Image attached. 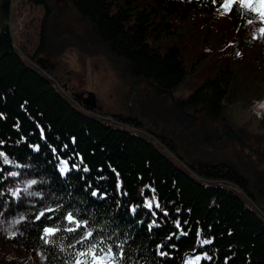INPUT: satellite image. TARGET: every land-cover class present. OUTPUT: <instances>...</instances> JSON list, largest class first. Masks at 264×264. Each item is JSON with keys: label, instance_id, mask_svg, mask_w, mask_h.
<instances>
[{"label": "trees", "instance_id": "trees-1", "mask_svg": "<svg viewBox=\"0 0 264 264\" xmlns=\"http://www.w3.org/2000/svg\"><path fill=\"white\" fill-rule=\"evenodd\" d=\"M48 1L27 0L53 16L30 53L10 30L14 0H0V211L23 216L13 240L44 264H264V172L245 177L225 156L228 138L217 139L233 107L252 110L264 128V108L253 112L264 105L258 5L59 0L51 9ZM67 5L93 47L129 67L131 82L165 95L160 105L202 111L204 134L187 133V156L158 133L160 118L141 121L128 104L117 105L129 114L101 113L78 97L87 93L73 90L70 68L52 57L60 52L52 39L78 37L63 19ZM179 89L188 94L172 102ZM202 140L208 148L194 157ZM18 170L31 184L24 198L9 186Z\"/></svg>", "mask_w": 264, "mask_h": 264}, {"label": "rangeland", "instance_id": "rangeland-1", "mask_svg": "<svg viewBox=\"0 0 264 264\" xmlns=\"http://www.w3.org/2000/svg\"><path fill=\"white\" fill-rule=\"evenodd\" d=\"M47 4L51 9L62 6V2L59 0H50ZM66 7L69 9L64 14L63 19L66 21L67 26L72 25L78 37H72L71 34L69 41L52 39L56 45L53 47L60 50L57 55L52 57L63 58L70 68L73 90L76 93L95 94L99 108L98 112L101 113L112 112L118 114V112H126V114H129L128 110L117 105L128 104V108H135L140 120L144 118V115L148 119L160 118V122L163 123L166 131L161 129V125L158 128V133L164 135L167 140L171 139L178 146V151L187 156L186 153L190 148V144L186 140L187 133L204 134L202 111L196 109L178 114L168 103H164V106L160 105L159 98L165 97V95L159 93L151 83L138 81L135 85L134 82H131L128 74L129 67L123 65L118 68L103 49L94 48L93 44L83 34V28L77 26L78 21L70 9L71 7L68 5ZM46 14V9L43 6H33L27 3V0H14L12 4L9 22L11 33L15 42L18 45L25 46L30 53H33L38 46L42 27L47 19H45ZM52 17L47 19L49 23ZM77 38H82V40L77 43L75 40ZM49 61L51 68H53V65L56 64L55 61L50 57ZM131 83L136 90L134 96L133 88L129 87ZM186 94H188V91L179 89L175 94H171L172 102ZM123 101L126 103H123ZM263 108V104L256 108L254 106L253 112L255 110L260 112ZM169 110L171 114L168 113ZM251 111L249 109L250 113H248L247 110L241 111L236 107L230 108L225 117L226 130L220 128L219 131L224 137L217 138L218 140L228 138L229 144L228 149L225 150V156H230L233 163L236 164L245 177L256 176L253 173L258 171L264 172V128L260 127L259 119H256ZM164 113L166 119L163 118ZM229 130H231L232 135ZM155 140L158 142L156 138ZM203 141L200 142L202 147H197L198 151H196L197 149L191 151L194 157H199L201 154H198V152L208 148V144H202ZM191 146H195V144L193 143ZM19 174L16 178L13 177L9 180V186L17 193L19 198H24L31 194V184L23 178L22 171H19ZM255 178L257 180V177ZM252 186L250 185L249 188L253 189ZM262 197H264V194ZM260 202V205L264 208V198H260ZM7 209L9 207H5L0 211V264H44L40 252L25 250L17 240H13L15 239L14 236L17 237L19 233V223L23 220V216L17 213L11 215L7 212Z\"/></svg>", "mask_w": 264, "mask_h": 264}, {"label": "snow or ice", "instance_id": "snow-or-ice-1", "mask_svg": "<svg viewBox=\"0 0 264 264\" xmlns=\"http://www.w3.org/2000/svg\"><path fill=\"white\" fill-rule=\"evenodd\" d=\"M243 2L245 4H247V6H249L250 8H252L253 5H258V7L253 8V10L257 11L260 16L264 17V0H243ZM237 3H238V0H225L224 7H226V8L231 7ZM0 155H2V153H0ZM13 175H15V173H13ZM32 183H35V181H33ZM93 194L95 195V193H93ZM13 195H17V193H13ZM148 207H151V204H149ZM41 215H43V213H41ZM67 220L69 221V223L76 224L77 228H79L81 226L80 223L78 221H76L75 218L71 214H68ZM55 231H57V230L53 229V228L45 229V232L48 234L54 233ZM69 231H74V229H69ZM87 236L91 237L92 233L89 232L87 234ZM205 243H207V241H205ZM109 252H111V250H109ZM81 255L82 256H88L89 253H81ZM96 260H100L101 264H103V260L100 257H97L96 259H94L93 264H96ZM78 264H79V262H78Z\"/></svg>", "mask_w": 264, "mask_h": 264}, {"label": "water", "instance_id": "water-1", "mask_svg": "<svg viewBox=\"0 0 264 264\" xmlns=\"http://www.w3.org/2000/svg\"><path fill=\"white\" fill-rule=\"evenodd\" d=\"M78 97L83 101V103L86 106H89L90 108H96L97 107V100H96V95L93 93H87V96L84 94L78 95ZM229 133L232 135L231 130H229ZM227 136V134H225ZM224 137V135L219 136V138Z\"/></svg>", "mask_w": 264, "mask_h": 264}]
</instances>
